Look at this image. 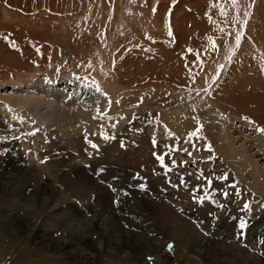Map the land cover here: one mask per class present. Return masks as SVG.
<instances>
[{
  "label": "rangeland",
  "instance_id": "obj_1",
  "mask_svg": "<svg viewBox=\"0 0 264 264\" xmlns=\"http://www.w3.org/2000/svg\"><path fill=\"white\" fill-rule=\"evenodd\" d=\"M260 50L264 0H0V264H264V176L241 180L216 147L231 144L222 127L236 150L252 130L264 139ZM168 56H187L182 76ZM111 69L116 97L100 76ZM44 75L94 83L108 100L105 122L47 128L4 102ZM51 155L61 162L44 173ZM70 165L75 181L54 176ZM96 222L110 236L94 233ZM97 237L101 248H87Z\"/></svg>",
  "mask_w": 264,
  "mask_h": 264
},
{
  "label": "bare ground",
  "instance_id": "obj_2",
  "mask_svg": "<svg viewBox=\"0 0 264 264\" xmlns=\"http://www.w3.org/2000/svg\"><path fill=\"white\" fill-rule=\"evenodd\" d=\"M260 8V7H259ZM139 10V9H138ZM117 11V10H116ZM143 12V11H142ZM139 13V12H138ZM145 14V13H144ZM146 15V14H145ZM143 21H145L144 19H141ZM128 21V18H119L118 21H115V25L118 26L119 28V33H122V31L120 30L123 29V27L125 26V23ZM202 22V21H201ZM149 24V23H148ZM113 25V27L115 26ZM212 25V24H211ZM115 26V29L117 28ZM197 27V26H196ZM199 27V26H198ZM197 29V28H196ZM117 30V29H116ZM197 31V30H196ZM199 31V30H198ZM177 32V31H176ZM191 32V31H190ZM182 33V32H180ZM189 33V32H188ZM194 33V32H193ZM190 34V33H189ZM178 35V34H177ZM188 35V34H187ZM198 35L195 33V36ZM186 36V35H185ZM178 37V36H175ZM185 38V37H184ZM181 39V38H179ZM188 41V39L186 40ZM185 41V42H186ZM195 41V40H194ZM194 41H192V43H194ZM211 41V40H210ZM190 42V41H189ZM198 42V41H197ZM208 44H210L209 41ZM191 43V42H190ZM191 43V44H192ZM200 43V41H199ZM198 43V44H199ZM186 44V43H185ZM188 44V43H187ZM202 44V43H201ZM205 44V43H204ZM189 45V44H188ZM195 45V43H194ZM193 45V46H194ZM206 45V44H205ZM204 45V46H205ZM201 45H199L198 47H200ZM197 47V48H198ZM195 48V47H194ZM202 48V47H201ZM209 48V47H208ZM202 49L200 51H195L192 55V59L196 62L203 61L208 54L210 53V55L212 54L213 51V46L211 45V49ZM184 49V48H183ZM197 50V49H196ZM190 51V50H189ZM187 51V55L188 52ZM263 51L264 50H260ZM168 52V51H167ZM167 56V54H166ZM257 56V55H256ZM171 57V56H168ZM167 57V58H168ZM180 57V56H179ZM254 57V56H253ZM166 58V59H167ZM165 59V58H164ZM170 61L172 59L169 58ZM178 59V58H177ZM175 59V60H177ZM251 59V58H250ZM179 60V59H178ZM207 60V59H206ZM258 60V59H257ZM180 61V62H179ZM177 63V61H171L174 67L172 69L173 72H177V70L180 69V65L181 63H184L185 61L187 62V56L186 57H182L181 60H179ZM169 62V61H168ZM195 63V62H194ZM211 63V62H210ZM168 64V68L169 69V63ZM165 64V65H167ZM208 64V63H207ZM263 64V62H262ZM188 65V64H187ZM252 65V64H251ZM259 65V63H258ZM109 66V65H108ZM192 67V66H191ZM198 67V66H197ZM172 68V66L170 67ZM255 68V67H253ZM261 68V67H260ZM158 69V68H157ZM250 69V68H249ZM184 71V70H183ZM256 71V70H255ZM186 72V71H185ZM261 72V71H259ZM264 72V71H263ZM117 72L113 69H111V71L107 72L105 70H101L100 72V76L102 77H106L107 78V87L109 88V90H111V92H115L114 97H116L117 95V88L115 87L117 85V82L115 79L118 78V75L116 74ZM170 73V72H169ZM180 76H182L181 74V69L179 71ZM195 75V74H193ZM258 75V71L257 74ZM99 76V77H100ZM179 76V75H178ZM123 77V76H122ZM186 77V76H185ZM185 77H180V78H184ZM163 78V77H162ZM191 78V77H190ZM257 78V77H256ZM165 79V78H164ZM169 79V78H168ZM121 80V79H120ZM106 81V79H105ZM165 81V80H164ZM172 81V80H171ZM170 81V82H171ZM182 81V79H181ZM17 82V81H16ZM19 82V81H18ZM17 82V83H18ZM174 82V81H172ZM186 82V81H185ZM257 82V81H256ZM182 83V82H181ZM18 86H14L13 89H11V92L9 93H4L3 95V100L4 102H10L13 106L16 105H21L24 108L30 109L31 111H33V113L36 114V117L40 120V122H42L47 128H58L60 126V124L62 123H66L69 122L71 119H74L76 117L81 116L84 119H88L90 122H96V121H100V122H105V119H101L103 113L106 111L107 106H108V100H106V96L103 94L102 90L100 88H98L94 83L90 82V81H85L84 79H76V77H73V75L68 76V78H60V79H54V77L52 76H42L37 78L36 80L30 82V81H26L23 82L21 84L18 83ZM87 84L89 88V90H85L84 87L82 85ZM184 84V83H183ZM186 84V83H185ZM197 84V83H196ZM261 84H263L261 82ZM64 85V86H63ZM71 86L72 91L68 92L66 89L67 86ZM177 85V84H176ZM260 86V85H259ZM196 87H194L195 89ZM1 97V96H0ZM249 98V97H248ZM264 101V100H262ZM113 102V101H112ZM111 102V104H113ZM116 103V102H115ZM110 104V103H109ZM66 105H71V108L73 110H71V112H69L68 110L70 109L65 108ZM119 106V105H118ZM117 107V105H116ZM264 108V107H263ZM263 108H249L250 110H262ZM243 110V109H242ZM169 111V110H168ZM167 111V112H168ZM170 112V111H169ZM168 112V114H169ZM173 113V112H172ZM165 115V114H164ZM174 115V114H173ZM263 116V115H262ZM175 117V115H174ZM248 122V121H247ZM232 123L236 124L234 122V120L232 121ZM250 124H253L249 121ZM259 124V123H258ZM263 125V124H262ZM223 126H226L223 125ZM258 126V125H257ZM236 127V125H235ZM238 130L241 131H245L243 128L246 129V131H248V127L247 125H241L238 124ZM261 126H258V129H260ZM263 129V128H262ZM224 131L227 134L228 139H230L231 144H228L227 140L225 137H222V135L224 134ZM231 132V131H230ZM214 134V132L212 133ZM248 134H251L248 136L249 139V145L247 146L244 142L241 143V150H236V148H233L232 146H234V141H233V135H231L228 131V128L222 127L221 131H220V137L223 138V143L225 146V149H223L220 146V143H218L220 141V139L218 138V142H217V148L219 150H221L222 152H224L225 156L231 160V161H235V163H237V169L236 171L238 172L237 175L238 177L241 178V180L245 179V172L247 171H252V173H257L260 176H264V165H262V167L260 166V163H258L254 158H255V151H259L262 152L264 154V139L261 136V133H259V131H255L252 130L250 133L248 132ZM252 134H254L252 136ZM263 134V133H262ZM219 135V134H218ZM213 137H216V134L213 135ZM214 147V146H213ZM215 147V148H216ZM257 149V150H255ZM262 154V155H263ZM35 155V154H32ZM59 158V157H58ZM57 157L51 155L49 158H47L44 162H42V167H44V173L45 170L46 172H48V170H55L62 158L58 159ZM64 159V158H63ZM64 161V160H63ZM68 161V160H66ZM65 161V162H66ZM41 164V163H40ZM73 165H70L68 170L66 172H57L54 174V176L57 177V175H60L61 177H65L68 176V180L70 181H75L76 177L73 178L71 176H69V169L72 168ZM39 168V166H38ZM41 168V167H40ZM42 169V168H41ZM27 171V175L33 176V172L32 170H26ZM58 171V170H57ZM38 172H41V170H39ZM51 173V172H50ZM36 174V173H35ZM39 174V173H37ZM42 174V173H41ZM53 174V173H52ZM80 175V174H79ZM81 177V175H80ZM80 177H77L80 179ZM86 177V176H84ZM67 178V177H65ZM91 182V181H90ZM238 182V181H237ZM72 183V182H71ZM88 183V182H87ZM94 183V182H93ZM239 183V182H238ZM257 183V182H256ZM83 184V183H82ZM92 184V182H91ZM80 185V184H79ZM86 185V184H85ZM84 187L82 188H85ZM98 185V184H97ZM94 186V185H93ZM96 187V186H95ZM259 187V186H258ZM98 188V187H97ZM96 188V189H97ZM257 188V186H256ZM263 188V187H262ZM98 190V189H97ZM86 192V190H85ZM264 195V191H261ZM86 198V197H85ZM91 206V205H89ZM98 210V209H96ZM97 212V211H96ZM115 214V213H113ZM112 221H110L111 223ZM112 225V224H111ZM110 226V225H109ZM108 230V231H107ZM93 231L94 233L100 234V233H106L107 235L111 234L112 228L110 227H103V225L99 222H96V224L93 227ZM116 234V232L114 233ZM113 234V235H114ZM84 235V234H83ZM86 236V235H85ZM84 236V237H85ZM98 238V244L95 243V241H91L89 238L86 240L87 245L86 247L88 248H96L99 250V248H101V237H97ZM109 238V237H108ZM117 241V239H116ZM119 241V240H118ZM111 243V241H110ZM121 243V242H120ZM115 244L112 242V244L114 245L113 248L116 246L118 247V245L121 244ZM125 243V242H124ZM163 244V243H162ZM122 246V245H121ZM138 247V246H137ZM86 248V249H87ZM112 248V247H111ZM120 248V247H119ZM135 248V247H133ZM125 250V249H124ZM133 255V253H131ZM135 255V254H134ZM91 256V254L89 255ZM155 264H158L155 262Z\"/></svg>",
  "mask_w": 264,
  "mask_h": 264
},
{
  "label": "snow or ice",
  "instance_id": "obj_3",
  "mask_svg": "<svg viewBox=\"0 0 264 264\" xmlns=\"http://www.w3.org/2000/svg\"><path fill=\"white\" fill-rule=\"evenodd\" d=\"M236 2H237V0H232V3H233L234 6L236 5ZM239 39H240V36L237 35V44L239 43ZM261 131H264V129H261ZM192 135H195V133H193ZM248 207H249V205L246 204L245 205V209H247ZM245 226H246L245 223L241 222L240 227L244 228Z\"/></svg>",
  "mask_w": 264,
  "mask_h": 264
}]
</instances>
